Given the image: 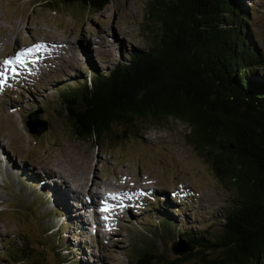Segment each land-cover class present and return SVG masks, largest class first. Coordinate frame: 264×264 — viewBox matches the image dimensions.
<instances>
[{
  "label": "rangeland",
  "instance_id": "obj_1",
  "mask_svg": "<svg viewBox=\"0 0 264 264\" xmlns=\"http://www.w3.org/2000/svg\"><path fill=\"white\" fill-rule=\"evenodd\" d=\"M153 2L114 0L95 14L64 0L54 9L44 0H0V151L9 161L0 160V264H139L137 253L148 250L146 262L199 264L189 254L173 253L175 243L187 242L180 232L219 235L235 190L189 143L188 124L175 118L161 124L140 121L119 143H99L76 137L64 115L63 90L89 80L95 69H113L135 50L155 45L160 26L152 22ZM246 5L253 42L264 57V0ZM36 45L44 47L34 56L27 50ZM22 49L29 54L23 64L17 61ZM34 114L32 128L41 134L31 133L28 125ZM47 172L61 173L65 187L48 186ZM97 180L95 188L101 186L106 197L110 184L138 181V198L126 195L123 217L108 224L103 222L108 217L98 215L105 203L100 201L94 210L102 226L92 237L80 233L73 214L74 221L67 220L66 205L73 208L82 198L71 193L74 183L89 186ZM143 181L151 188H141ZM82 186L77 189L86 199ZM68 189L74 198L63 203L61 193ZM142 191L148 192L141 197ZM165 215L172 222L163 220ZM20 248L29 258L19 256ZM16 256L18 261L11 258Z\"/></svg>",
  "mask_w": 264,
  "mask_h": 264
},
{
  "label": "trees",
  "instance_id": "obj_2",
  "mask_svg": "<svg viewBox=\"0 0 264 264\" xmlns=\"http://www.w3.org/2000/svg\"><path fill=\"white\" fill-rule=\"evenodd\" d=\"M56 1L44 0L53 9ZM113 1L64 3L98 14ZM154 1L152 22L160 26L155 45L135 50L113 69H95L89 80L63 90L64 115L76 137L99 143H119L140 121L161 124L175 118L188 124L189 143L207 158L216 177L234 188L235 196L216 239L180 232L181 240L197 247L187 255L199 264H260L264 57L251 36L247 0ZM149 252L137 253L139 264H157L146 262ZM19 254L30 256L21 248Z\"/></svg>",
  "mask_w": 264,
  "mask_h": 264
},
{
  "label": "bare ground",
  "instance_id": "obj_3",
  "mask_svg": "<svg viewBox=\"0 0 264 264\" xmlns=\"http://www.w3.org/2000/svg\"><path fill=\"white\" fill-rule=\"evenodd\" d=\"M45 46L47 47V44ZM22 52L25 54L22 57V59H23V61L25 63V61L27 60L26 57H28L29 54H26L25 51H23V49H22V50H20V51L17 52L18 53L17 55L19 56L20 53H22ZM41 53H42V51L40 52V56H43V54H41ZM34 56H37V53L35 51H34ZM16 65H17V63L14 60H12V66L14 68H17ZM8 74L9 73H7V75ZM18 74H20V73H18ZM10 75H11V73H10ZM20 75H22V74H20ZM0 153H1L0 154V160H5L6 162H9L8 159H7V157L5 156L4 151L1 150ZM61 171H63V170H61ZM97 178H100V177H97ZM45 182L52 189H54V187L55 188L59 187V189L61 190L62 188L65 187L64 177L61 175V173H57L56 174V173H49V172H47L46 173V176H45ZM128 182L125 181V183L123 184L124 187H122L120 183L119 184L118 183L110 184V185H112V187L105 188V190L107 191V193L110 194V195H108L109 197L108 196L106 197V194H103L102 192L99 191L100 189H102L101 186L98 187V188H95V187L99 186L98 180H97V183H95V184L92 183L89 186L87 184V181L86 182H82L81 184L74 183L76 189H75V191H72V192L70 190V192L73 195L76 194L78 197L81 195L82 198L78 202V204L77 203L76 204L74 203V207L77 208V211H78L77 213L78 214L75 213L74 207L72 208L70 205H66L67 206V211L70 212V213H68L67 220H69V221L70 220H73L74 221V218H77V221H75V225L78 226V228L80 230V233H84V234L85 233H87V234L89 233L92 237H96L97 236V232L99 230V227L102 226V224H101V222H99V219L97 218V212L94 209L101 204L100 201H105V203L102 204L101 208L102 207H105V208L108 209L106 211L107 214L103 215V216L108 217L107 222H106L108 224L111 219H117V218L120 219V218L123 217V213L120 212V210L121 209H125V205H128L129 204V202H128L129 198L126 195L131 196L133 200H135L136 198H138L137 197L138 191L135 192V186H137L136 184L138 183V181H134L133 182V185H129ZM143 183H144V181H143ZM148 184H149L148 182L147 183H144L141 188L147 187ZM79 186H82L84 188V190L87 191L88 197L86 199H85V197H83L82 194H80L81 192H79V190L77 189ZM93 186H94V189H96L98 192L92 190L93 189ZM131 187H133V188H131ZM122 188H123V190L122 191L121 190L119 191V189H122ZM124 188L128 189V191L126 189H124ZM149 188H151L150 187V184H149ZM149 188H147L146 190H148V191H153L154 190V188H152V189H149ZM116 190H118V191H116ZM68 191H69V189L67 191H64V192L61 193L60 198H61V200H62L63 203H67V200H70V199L74 198V196L71 197L68 194L69 193ZM148 191H144V192L142 191L141 192L142 193L141 197L144 196V194L147 193ZM59 194L56 195V197H55L56 199L59 198ZM118 194H120V196L117 197ZM113 196H115L116 198L113 199ZM104 197H106V198L104 199ZM141 197H139V199ZM59 202H61V201H59ZM81 210H83V213H82ZM72 211H73V213H72ZM84 211H85V213L87 212L88 215L85 214ZM79 213H81V214H79ZM71 214H73L74 218L72 217ZM82 214H84V216ZM98 215H99V213H98ZM83 219L85 221L81 222V220H83ZM111 222H112V220H111ZM109 226H110V224H109Z\"/></svg>",
  "mask_w": 264,
  "mask_h": 264
},
{
  "label": "water",
  "instance_id": "obj_4",
  "mask_svg": "<svg viewBox=\"0 0 264 264\" xmlns=\"http://www.w3.org/2000/svg\"><path fill=\"white\" fill-rule=\"evenodd\" d=\"M35 115H32L30 117L31 121H29L28 125L31 129V133L35 134V131L32 126H33V123H34V120H35ZM43 131H36L37 134H41ZM172 251L175 255H186L192 251H194V246L191 244V243H186L185 241H180V242H177L175 243L173 246H172Z\"/></svg>",
  "mask_w": 264,
  "mask_h": 264
},
{
  "label": "snow or ice",
  "instance_id": "obj_5",
  "mask_svg": "<svg viewBox=\"0 0 264 264\" xmlns=\"http://www.w3.org/2000/svg\"><path fill=\"white\" fill-rule=\"evenodd\" d=\"M44 46H42V45H36L35 47H34V49H28L27 51L29 52V53H31L32 51H40L41 50V48H43ZM25 54L22 52V53H20V55L17 57V61L19 62V63H21V64H23L24 63V61H23V59H22V57L24 56ZM6 63L7 64H11L12 63V61L11 60H9V61H6ZM116 197L115 196H113V199H115ZM108 209L106 208L105 209V211H107Z\"/></svg>",
  "mask_w": 264,
  "mask_h": 264
}]
</instances>
